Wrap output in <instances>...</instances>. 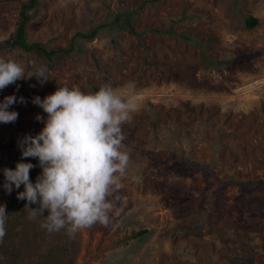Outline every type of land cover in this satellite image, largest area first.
I'll return each mask as SVG.
<instances>
[{
    "label": "rangeland",
    "instance_id": "1",
    "mask_svg": "<svg viewBox=\"0 0 264 264\" xmlns=\"http://www.w3.org/2000/svg\"><path fill=\"white\" fill-rule=\"evenodd\" d=\"M26 2L0 0V44L10 41ZM28 15V43L73 49L50 64L0 50L28 70L46 65L49 78L0 90V102L25 101L8 109L18 113L15 122L0 123V175L24 162L18 141L44 127L36 96L64 83L85 92L110 83L137 111L124 125L131 164L108 227L74 239L49 235L16 198L23 185L9 194L0 180L7 222L25 213L14 229L41 238L40 252L67 240L72 264H264V190L240 185L264 184V0H36ZM96 27L92 38L78 35ZM191 162L197 167L188 173L183 165ZM33 164L34 183L41 169Z\"/></svg>",
    "mask_w": 264,
    "mask_h": 264
},
{
    "label": "clouds",
    "instance_id": "2",
    "mask_svg": "<svg viewBox=\"0 0 264 264\" xmlns=\"http://www.w3.org/2000/svg\"><path fill=\"white\" fill-rule=\"evenodd\" d=\"M33 76L40 84L47 82L46 65L28 70L19 60L0 57V90ZM17 102L25 103L23 97H4L0 123L17 120L18 113L8 110ZM32 103L47 114L46 119L36 116L44 127L35 136H24L18 147L22 159L38 160L41 173L33 183L30 172L36 165L18 162L15 169L5 168V192L23 185L16 198L26 201L30 221L42 218L39 227L49 235L64 231L74 239L81 230L108 227L119 211L116 194L131 164L124 125L137 105L110 83L87 92L64 83L43 99L34 97ZM7 219L6 206L0 205V242L7 234Z\"/></svg>",
    "mask_w": 264,
    "mask_h": 264
},
{
    "label": "trees",
    "instance_id": "3",
    "mask_svg": "<svg viewBox=\"0 0 264 264\" xmlns=\"http://www.w3.org/2000/svg\"><path fill=\"white\" fill-rule=\"evenodd\" d=\"M36 0H27L26 3L20 5L18 12V23L10 41L6 44H0L1 49H17L24 54H32L35 58L42 60L48 64L51 63L53 58L61 60L64 57H68L72 52V45L67 48L51 47L46 48L40 43H28L25 37V25L29 21L28 11L34 7ZM117 19V18H116ZM118 20V19H117ZM256 24V20L249 17L245 21L247 28H252ZM99 27L94 28L87 34H78L86 38H92ZM223 63H225L223 61ZM27 158H24V162L28 163ZM37 162L36 158H32V164ZM16 166V165H15ZM197 165L194 162L183 165V168L188 173H191ZM0 180H5L4 174L0 175ZM242 187L253 188L259 187L264 190V184L259 181H249L240 183ZM6 212H10V208H6ZM25 213L18 215L15 222H6V236L3 241L0 242V264H72V256L68 249L67 240L55 241L57 246L50 244L45 247L46 250L43 252L38 251L39 238L38 240H32L22 234V231L15 230L14 226L19 224V221L24 217ZM135 236L141 235V232L134 234ZM53 239H51L52 241ZM50 241V242H51ZM31 260L30 258L33 257Z\"/></svg>",
    "mask_w": 264,
    "mask_h": 264
}]
</instances>
